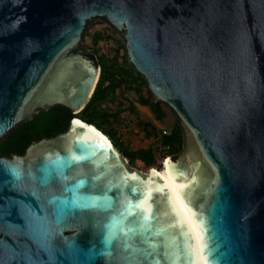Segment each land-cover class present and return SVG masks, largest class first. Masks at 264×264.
<instances>
[{"label":"water","instance_id":"1","mask_svg":"<svg viewBox=\"0 0 264 264\" xmlns=\"http://www.w3.org/2000/svg\"><path fill=\"white\" fill-rule=\"evenodd\" d=\"M95 18L123 34L153 100L175 114L183 152L163 161L162 176L146 175L103 132L73 118L22 155L0 154V264H150L143 235L128 228L145 211L153 231L164 228L162 184L191 231L196 264H264V0H0V140L40 111L86 107L101 67L77 49ZM173 165L183 172L175 181ZM150 177L152 199L133 210ZM173 234L150 243L168 245ZM176 264H188L183 253Z\"/></svg>","mask_w":264,"mask_h":264},{"label":"trees","instance_id":"2","mask_svg":"<svg viewBox=\"0 0 264 264\" xmlns=\"http://www.w3.org/2000/svg\"><path fill=\"white\" fill-rule=\"evenodd\" d=\"M100 40L101 36L97 35L94 40L95 46ZM83 54L101 67L98 84L86 107L79 114H73L71 110L61 106L40 111L32 120L18 126L7 136L0 145V154L6 156L22 155L33 142L64 133L71 120L78 118L88 125L96 127L109 137L115 148L128 160L130 167H133L138 161L144 163L148 168L155 167L158 155L163 159L167 157L176 159L183 152L185 145L184 134L178 122L174 124L170 133L165 135L163 130H159L152 123L139 120V127L144 132L146 139L155 141L147 148L133 151L124 145L114 127L119 122L122 111L119 109L115 112H108L105 109L114 101L119 90L123 89V92L132 90L139 95L140 105L148 107L155 119L158 122H163L167 116L165 106L156 103L150 92L146 98L142 95L143 88L148 87L146 80L134 69L119 66L117 55L113 57L100 55L99 50L96 49H93L91 53L83 52ZM130 111L138 118L139 112L134 106L131 107ZM167 147L168 150H165Z\"/></svg>","mask_w":264,"mask_h":264},{"label":"rangeland","instance_id":"3","mask_svg":"<svg viewBox=\"0 0 264 264\" xmlns=\"http://www.w3.org/2000/svg\"><path fill=\"white\" fill-rule=\"evenodd\" d=\"M97 35L101 36V40L95 46V38ZM93 49L99 50L100 55L113 57L117 55L118 64L123 68L134 67L129 63L127 58V53L125 49V40L123 34L112 27L106 19L95 18L91 20L84 32L83 42L77 49V52L91 53ZM118 52V53H117ZM136 72V70L134 69ZM149 89L148 87L143 88V96L148 97ZM134 106L139 112L138 118L133 112L130 111L131 107ZM108 112H115L121 110V116L118 123L115 124V129L120 135V139L123 141L124 145L133 151L141 148H147L153 141L146 139L144 132L139 127V120L150 122L155 125L159 130H165L168 133L172 130L174 124L177 122V118L173 111L165 106V111L167 113L166 118L163 122H158L155 116L152 114L148 107H143L139 103V95L132 90L124 91L123 89L117 92V96L114 101L105 107ZM7 137L0 141V145L6 140ZM161 157L157 156L156 168L162 167L160 164ZM128 162V160L126 159ZM132 169L138 170L144 174L147 173L149 168L145 166L144 163L138 161Z\"/></svg>","mask_w":264,"mask_h":264},{"label":"snow or ice","instance_id":"4","mask_svg":"<svg viewBox=\"0 0 264 264\" xmlns=\"http://www.w3.org/2000/svg\"><path fill=\"white\" fill-rule=\"evenodd\" d=\"M76 124H80L81 122L76 121ZM99 135V133H97ZM78 151L81 152V157L84 160H87L88 157L84 156V152L87 151L86 149H78ZM73 160L77 159L76 157L72 158ZM60 163V162H58ZM168 162L166 161V164ZM170 172L172 174L173 180H178L182 175V170H177L175 165L172 166L170 169ZM153 176H158L159 173L154 169L152 170ZM101 177H96V179H100ZM130 180H139V177H137L135 174H128L127 176ZM192 180H195V177H192ZM88 180H78L76 181L72 187L69 189L70 191H77L79 188L85 186L88 184ZM141 184L144 185L145 191L142 192V195L140 197H137V203L133 206V210L138 208H143V201L145 199L151 200L153 197V194L151 192V184H152V178L150 177L148 181H140ZM177 198L180 201L181 206L184 208V210L189 214L190 217H192L193 223L196 225L198 229H200V224L197 220L196 213L191 207L190 200L188 199L186 193H185V185L183 183H178L177 185ZM130 192L132 194H135L136 192V186L130 185ZM159 188L162 193H164V198L167 202L169 212L168 215H170V220L165 224L164 228L156 229L155 231L152 230V225L148 223L151 219H154L152 217L150 211H145L143 216V222H132V226L128 228V232L136 234H142L144 237V243L148 244V247L144 251L145 259L150 261L151 259L157 256H163L165 258V264H176V255L179 253H183L185 260L188 261V264H196L195 262V244L191 237V231L187 228L186 222L184 218L180 215L179 210L176 207V202L172 199L171 190L167 188L166 184L159 185ZM87 200L88 198H82ZM85 206H91V202L89 204H86ZM131 213H124L123 218H127L128 215ZM119 223H123V219L119 221ZM178 229V234H173V239L168 245H164L162 243H150V241L154 237L165 235L169 229ZM126 235L128 233H125ZM180 237H183V242H180ZM200 238L202 242V248L206 247V245L203 243V230L200 229ZM163 248V252L160 251V249ZM205 259H209V256L206 254ZM158 264V261L156 262Z\"/></svg>","mask_w":264,"mask_h":264},{"label":"bare ground","instance_id":"5","mask_svg":"<svg viewBox=\"0 0 264 264\" xmlns=\"http://www.w3.org/2000/svg\"><path fill=\"white\" fill-rule=\"evenodd\" d=\"M133 67H134V65L133 64H131ZM135 68V67H134ZM4 139V138H3ZM1 141V140H0ZM166 159V158H165ZM165 159H163V161L165 160ZM169 160L171 161L172 159L169 157ZM163 161H162V169H163ZM156 170L158 173H159V177L160 176H162V169H158V168H156V167H152V168H149V170L147 171V173H146V175L151 171L152 172V170ZM144 174V173H143Z\"/></svg>","mask_w":264,"mask_h":264},{"label":"built area","instance_id":"6","mask_svg":"<svg viewBox=\"0 0 264 264\" xmlns=\"http://www.w3.org/2000/svg\"><path fill=\"white\" fill-rule=\"evenodd\" d=\"M163 134L166 135V134H168V132L164 130V131H163ZM165 150H168V147L165 148ZM159 157H160V156H159ZM170 158H172V157H170ZM162 161H163V158H161V160H160V164H162Z\"/></svg>","mask_w":264,"mask_h":264}]
</instances>
